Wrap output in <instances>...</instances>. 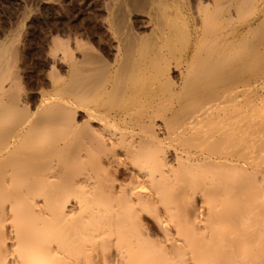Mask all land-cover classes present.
Listing matches in <instances>:
<instances>
[{
    "label": "bare ground",
    "instance_id": "bare-ground-1",
    "mask_svg": "<svg viewBox=\"0 0 264 264\" xmlns=\"http://www.w3.org/2000/svg\"><path fill=\"white\" fill-rule=\"evenodd\" d=\"M106 7L33 110L0 49V264H264V0Z\"/></svg>",
    "mask_w": 264,
    "mask_h": 264
},
{
    "label": "rangeland",
    "instance_id": "rangeland-1",
    "mask_svg": "<svg viewBox=\"0 0 264 264\" xmlns=\"http://www.w3.org/2000/svg\"><path fill=\"white\" fill-rule=\"evenodd\" d=\"M106 3L107 0H0V49L3 48L1 53L9 50L2 60L6 64L3 66H7L4 67L5 75L8 73L10 85L14 84L11 89L16 82L12 90L20 92L18 94L29 103L25 104L31 110L39 105L40 94L51 91L54 78L66 80L68 55L78 60L84 47V50H95L102 58L110 59V39L104 25ZM141 21L140 18L132 19L134 30L139 28ZM249 230H253V225Z\"/></svg>",
    "mask_w": 264,
    "mask_h": 264
}]
</instances>
